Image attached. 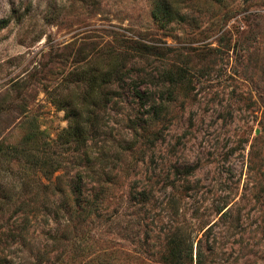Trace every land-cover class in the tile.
I'll use <instances>...</instances> for the list:
<instances>
[{"label": "rangeland", "instance_id": "374dc122", "mask_svg": "<svg viewBox=\"0 0 264 264\" xmlns=\"http://www.w3.org/2000/svg\"><path fill=\"white\" fill-rule=\"evenodd\" d=\"M0 188L19 264H264V0H0Z\"/></svg>", "mask_w": 264, "mask_h": 264}, {"label": "trees", "instance_id": "16d2710c", "mask_svg": "<svg viewBox=\"0 0 264 264\" xmlns=\"http://www.w3.org/2000/svg\"><path fill=\"white\" fill-rule=\"evenodd\" d=\"M182 77L183 75H180L178 79H181ZM167 80L170 84H173L177 81V79L171 76L167 77ZM135 92L139 98L144 97V92L141 91L140 88L137 87ZM91 128V126H88L87 121L84 124L81 120L77 121V119H75L73 123L69 124L68 128L64 129V135H62V138L64 137L62 144H64L65 146L75 143L76 146H82V148H84V146L86 145L87 132L91 130ZM82 181L83 173H78L71 187H69L67 190H60L58 192V194L63 198H65L66 196L72 197V199H74V203L68 204V202H66L64 204H59L53 210V214L55 217L64 216L62 213H59L63 207H68L66 211L68 216H78L81 213L88 212L85 206H91V202H89L88 197L86 196V194H84L85 191L82 186ZM97 184L98 188L96 189H100L102 185H100L99 183ZM11 189L12 188H7L2 190L0 188V190H2V192L0 191V200H9L10 198H12ZM91 195L92 197H95L96 193H93ZM80 200L84 202V205H81ZM33 209L34 208L29 206V204L14 205L10 209V204L8 201H6V203H2V201H0V219L3 218L10 210L11 213L9 215H11L12 217V221L11 218L7 217L6 225L0 224V264H19V262L14 261L12 256L18 251L22 250L19 245L23 246L25 244L31 227L35 225V223H32L33 219L31 218V214H33V217H35L36 209ZM43 209L47 210L48 208L45 207ZM48 211H50V209H48ZM39 256L40 255H38L37 257ZM197 257H200L199 243L197 246Z\"/></svg>", "mask_w": 264, "mask_h": 264}]
</instances>
